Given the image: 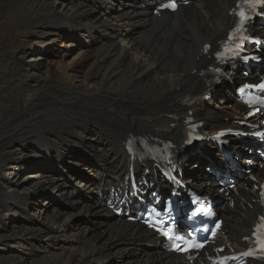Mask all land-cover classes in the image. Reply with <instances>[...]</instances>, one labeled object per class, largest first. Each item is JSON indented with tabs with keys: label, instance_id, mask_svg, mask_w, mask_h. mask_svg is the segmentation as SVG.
<instances>
[{
	"label": "bare ground",
	"instance_id": "6f19581e",
	"mask_svg": "<svg viewBox=\"0 0 264 264\" xmlns=\"http://www.w3.org/2000/svg\"><path fill=\"white\" fill-rule=\"evenodd\" d=\"M13 1L18 10L12 14L14 34L7 48L11 54L3 52L0 55V61L8 70V74L0 73V113L4 117L0 119V179L4 178V185H10L11 181L6 176L11 177L24 167L22 163L25 161L19 162L23 148L18 150L19 154L10 150L12 142L19 137L32 145L29 148L44 153L51 165H65L68 172L59 174L50 165L39 164L35 170L40 181H35L32 191L29 189L32 181L26 185H19V182L18 190H11L9 186L4 192L0 186V222L3 225L12 219L11 210L28 206L29 196L36 195L34 191L39 184L46 182L47 185L61 186L59 209L53 210L48 224H30L24 220V223H16L5 238L10 239L9 243L39 239L37 237L55 243L62 238L74 240L69 248H59L36 264H106L114 257H118L119 264H182L184 256L165 253L152 232L138 224L114 219L103 206V193L114 184L125 187L124 177L130 156L124 142L128 135H148L152 139L161 138L180 145L190 118L203 122L200 131L214 135L231 126L224 117L238 119L242 116L244 107L236 102L235 97L233 99L226 82L219 86L224 96L211 100L213 107L203 100L217 89V82L207 81L205 73L213 64L212 54L217 43L224 40L235 22L232 9L238 0H193L188 7L180 8L174 14L162 13L160 18L152 13L155 0H113V3L110 0V5L106 0ZM77 21L80 24L71 23ZM7 28L11 30V27ZM61 39H69L67 47L78 43L83 49L81 58L79 55L76 62L61 64V69L38 62L29 65L37 70L38 75L31 74L28 68L25 70L19 64L22 63L21 57L39 47H45L41 52L48 53L50 43ZM205 45H210V51L206 52ZM17 61L19 63H14ZM82 62L83 66L88 65L85 73H82ZM227 74L243 81L237 64H233ZM24 88L30 91L25 93ZM132 100L143 104L146 126L132 131L110 129L109 120L116 118L111 114L131 119L119 109L124 110L122 104ZM221 105L229 110L225 116L213 111ZM81 131V138L88 142L93 157H89L92 153L74 156L69 158L72 163L67 165L64 161L68 157L65 137L79 138ZM52 136L59 138L58 141L54 142ZM118 140L122 149L117 151L109 142ZM99 148L100 154L97 153ZM70 149L75 153L78 147ZM209 150L210 145H206L204 152ZM9 160H14L15 166H6ZM197 160L192 158L189 163ZM76 161L95 171L94 174L100 173L94 180L85 182L81 178L89 173H79ZM144 162L146 169H150V163ZM135 163L139 167V163ZM17 167L19 170L14 171ZM124 170L125 174H120ZM262 175L263 170H255L237 185L236 191L230 192L233 206L226 203L219 209L225 219L224 240L236 251L247 247L248 243L242 242L241 238L249 236V228L254 226L260 214L252 178L260 179ZM145 176L150 178L148 174ZM186 178V182L198 190L216 191L217 183L210 178ZM73 180L77 183L82 181L85 187L91 188L89 191L81 190V194L87 195L94 190L97 197L78 196L74 189L69 188ZM153 181L161 190L162 182H156L155 178ZM61 204L71 210L61 208ZM78 210L94 216L109 213L111 217L102 221L98 218L94 224L98 229L95 232H92L93 226H84L71 234L69 220ZM3 238L0 237L1 241ZM141 245L147 250L136 254ZM129 253L134 257L127 258ZM0 264H27V259L19 255L16 258L9 253L0 256Z\"/></svg>",
	"mask_w": 264,
	"mask_h": 264
},
{
	"label": "rangeland",
	"instance_id": "374dc122",
	"mask_svg": "<svg viewBox=\"0 0 264 264\" xmlns=\"http://www.w3.org/2000/svg\"><path fill=\"white\" fill-rule=\"evenodd\" d=\"M106 1H107V4L110 5L111 3L110 0L109 2L108 0ZM111 1L112 3L114 2L113 0ZM17 10H18V6L13 0H0V55L3 54V52L7 54H11L10 50L7 48L9 47V44L11 43V40L14 34V31H13L14 23H13L12 14L15 13V11ZM183 11H185V9H183ZM6 12L8 13L7 15L5 14ZM98 12H101V11H98ZM103 16L105 17V15ZM71 23L80 24L79 21L71 22ZM6 26L11 27V30L8 29ZM68 43H69V39L57 40L54 44L50 43V46H48L50 48V51L48 53L45 54L41 52L45 47H39L35 49L33 52L27 54L26 56L21 57L19 60H21L22 63H19L18 61L14 63L21 64L22 66H24L25 70L28 68L30 73L33 75L34 74L38 75L37 70L32 67H29V65H32L37 62L38 64H41V63H45V65L50 64L51 68L53 67L54 69H61V66H60L61 64L66 65V64H70V63L72 64L73 62H76L79 59L80 53L83 51V49L81 48V46L78 45V43H73L74 44L73 46L67 47ZM64 54H67V56L64 57L63 56ZM81 56L82 54L80 55V58ZM38 59H42V61ZM2 63L3 62L0 61V73L8 74V70L6 69L5 64L3 63L4 64L3 65ZM80 65H81L82 73H85L87 71L88 65L83 66V62ZM21 87L22 86L20 85V90H22ZM16 88L17 87H15L14 89ZM23 91L25 93H28L30 90H27L24 88ZM219 93L220 91L217 90V94H215L213 99L211 100L216 101L218 98L221 99L224 95H222L221 93H220L221 95H219ZM211 100L205 101V103L213 107V103ZM225 102L230 103V101H225ZM122 107L124 108V110L122 109H119V110L124 111L123 113H127V115L131 119L130 120L125 119L119 114H111L112 117H116V118L109 120L110 129L115 130V131H121L123 129L132 131L135 129H142L143 127L146 126L143 120L147 116H145L143 113L144 110H143L142 103H140L138 100L127 101L126 103L122 104ZM213 111L221 113L223 114V116H225L224 113H227L229 110L227 111L226 109H224V106L221 105L219 108ZM1 115L2 114L0 113V119L3 120L4 117L3 115L2 116ZM226 118H227L226 121L229 122L230 118L225 117L224 119ZM69 120H74V119H69ZM62 124L63 123L59 125H62ZM82 133L83 131L78 133L79 138L72 137L71 135H68L65 137L67 141V152L66 153L68 157H65L64 161L66 162L67 165L72 163V160H70L69 158L72 159L74 156H77V157H80L81 155L89 156L92 153V155L89 157H93V152L89 148L88 142L85 143L83 139L81 138ZM98 137L101 139V133L99 132H98ZM52 139L54 140V142H57L59 138L52 136ZM80 140H82L83 142ZM12 143L14 144L10 147V150H12L13 154H19V151H22V148H23V153H21L19 162L22 160L25 162L23 163L20 162L24 166L21 171H19L18 173H14V175H12L11 177L6 176V178H8L11 181L10 185L8 184L7 186L4 185V182H5L4 178L0 179V186L4 192L6 189H8L9 186H11V190L12 188L13 189L15 188L18 190L19 185H26L28 184L29 181H32V185L29 186L30 191H32L34 189L35 181L37 182L40 181L37 179L38 172L35 170V167L39 164L40 165L42 164L50 165L52 170L59 174H62V172L63 173L68 172V168L65 167V165H61L59 163L51 165L46 159V156H44L45 155L44 153H38L34 149L29 148L32 145L29 144L28 142L22 141V137L16 138ZM109 144L113 147V149L117 151L122 149L120 140H118L117 142L110 141ZM76 145L78 147V150H81V151L78 152L77 150L75 153H72L70 147H73ZM86 146L88 148L85 151H83ZM24 147H27V148H24ZM100 151H101V148L97 149L98 154L101 153ZM206 155H207V158L209 156L217 157V155L215 154V149L213 148H211V150L206 152ZM47 157L50 158L49 156ZM197 158H198L197 161H194L193 163H190L187 166L188 172L186 174H188L189 176L190 175L195 176V178L198 179L200 178V176L204 174L203 172L204 167L197 168V165L198 163L201 164V162L205 158L204 157H197ZM14 162H15L14 160H9L6 163V166H9V165L15 166V164H13ZM75 163L78 165L77 171L79 173L81 174L82 173L84 174V172L89 173L88 175L84 174V176L81 178V180H84L85 182H88L89 180H94L100 173L98 172L94 174L95 171H93L92 169L90 170L89 167L86 168L85 166H82L79 161H76ZM16 170H19V168L15 169L14 171ZM125 171L126 170H124L120 174H125ZM251 174L252 173L248 175L250 176ZM27 176H30L31 178L27 179L26 178ZM19 182L20 184L17 186ZM79 182L80 183H77L76 180H73V183L69 185V188L74 189V192H76L77 195L80 197L91 195L95 199L96 193L94 192V190L90 193L87 192V195H83L80 193L81 190L89 191V189L91 188L89 187L88 189L87 187H85L82 181H79ZM60 189H61V186H55L54 183H51L50 185H47L46 182L39 184L34 191L36 195L29 196L30 202L28 203V206L26 208L19 207L17 209L11 210L10 217H12V219L9 220V222L6 225H3L0 222V237H4L2 239L3 241H1L0 239V256L4 257L5 255H8L9 253H11L12 256L16 258L18 257V255L21 257H25L27 259V264H36V261H40L41 259L48 257L51 254H54L55 252L59 251V248L64 249V248H69L71 246V243L74 240H69L68 238L59 239L57 243H55L56 241H53V240L49 241L48 239H42L41 237H37L40 240L36 238H32L28 240H21L20 243H18L17 241H11L9 243L10 239L5 238L7 235L11 233L10 230L12 229V227L15 226L16 223L18 222L24 223V220H28L30 224L38 223V225H40L41 222L48 224L53 210L59 209L58 205H60V201H59V198H60L59 190ZM61 208L71 210L70 207L65 206L63 204H61ZM110 217L111 216L109 215V213L106 216H94L92 214H86L84 213V211H80V210L75 211V213L69 220V223H70L69 231L71 234H74V231H77L79 228H82L84 226H93L92 232H95L96 230H98L96 227H94V224L97 221V219L99 218L98 221L109 220L108 218ZM121 223L125 224L124 222H121ZM144 249L147 250L144 245H141L136 250L138 251L136 254H139L140 252L145 251ZM126 257L127 258L134 257V254L129 253L126 255ZM15 260L18 261V259H15ZM118 262H119L118 257H114L112 260H110L109 263H106V264H119Z\"/></svg>",
	"mask_w": 264,
	"mask_h": 264
},
{
	"label": "snow or ice",
	"instance_id": "6c2138e0",
	"mask_svg": "<svg viewBox=\"0 0 264 264\" xmlns=\"http://www.w3.org/2000/svg\"><path fill=\"white\" fill-rule=\"evenodd\" d=\"M246 2H248V0H246ZM258 2L264 3V0H258ZM164 7H170L172 10H175L177 8V4L175 2H172L170 5H164ZM240 16L242 17V19H246L243 12L240 13ZM250 87H259L261 89H264V83H261L259 85H251ZM262 219H264V218H262ZM259 227H264V225H261ZM176 239H181V238L176 237ZM260 243H261L262 249H264V240H261ZM178 250H184V249L182 248V246L178 245ZM243 255L248 256V255H251V253L246 252V253H243Z\"/></svg>",
	"mask_w": 264,
	"mask_h": 264
}]
</instances>
